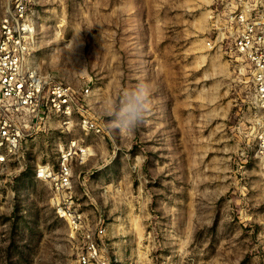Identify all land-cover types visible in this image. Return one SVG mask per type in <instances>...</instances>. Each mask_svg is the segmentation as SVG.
I'll use <instances>...</instances> for the list:
<instances>
[{
  "label": "rangeland",
  "instance_id": "obj_1",
  "mask_svg": "<svg viewBox=\"0 0 264 264\" xmlns=\"http://www.w3.org/2000/svg\"><path fill=\"white\" fill-rule=\"evenodd\" d=\"M15 0H0V28ZM218 0H30V64L51 82L89 86L86 130L51 115L0 166V264H80L87 234L109 264H264V165L243 122L244 77L210 48ZM148 82L153 110L133 135L104 101ZM71 159L80 230L57 212L39 167ZM105 230L98 238V229Z\"/></svg>",
  "mask_w": 264,
  "mask_h": 264
},
{
  "label": "built area",
  "instance_id": "obj_2",
  "mask_svg": "<svg viewBox=\"0 0 264 264\" xmlns=\"http://www.w3.org/2000/svg\"><path fill=\"white\" fill-rule=\"evenodd\" d=\"M30 0H15L0 28V166L9 167L20 155L27 133L51 115L69 124L74 114L83 127L101 133L102 127L88 115L89 86L77 89L70 84L48 81L30 64L35 26ZM212 34L207 45L223 48L236 58V69L244 79L242 101L248 111L244 123L255 145V157L264 165V0H218L211 10ZM87 150L72 142L60 156L58 168L39 167L37 177L52 185L59 216L76 230L84 226V215L75 208L72 191L71 159ZM105 230L98 229L101 238ZM80 264H109L103 258L93 234H87Z\"/></svg>",
  "mask_w": 264,
  "mask_h": 264
},
{
  "label": "clouds",
  "instance_id": "obj_3",
  "mask_svg": "<svg viewBox=\"0 0 264 264\" xmlns=\"http://www.w3.org/2000/svg\"><path fill=\"white\" fill-rule=\"evenodd\" d=\"M153 93L148 82L137 83L134 87L121 92L117 100L104 101V114L110 117V127L133 135L135 130L152 112Z\"/></svg>",
  "mask_w": 264,
  "mask_h": 264
}]
</instances>
